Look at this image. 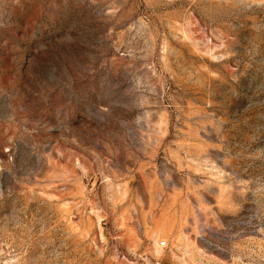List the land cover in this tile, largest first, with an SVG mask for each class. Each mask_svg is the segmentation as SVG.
<instances>
[{
    "label": "rangeland",
    "instance_id": "rangeland-1",
    "mask_svg": "<svg viewBox=\"0 0 264 264\" xmlns=\"http://www.w3.org/2000/svg\"><path fill=\"white\" fill-rule=\"evenodd\" d=\"M0 264H264V0H0Z\"/></svg>",
    "mask_w": 264,
    "mask_h": 264
}]
</instances>
